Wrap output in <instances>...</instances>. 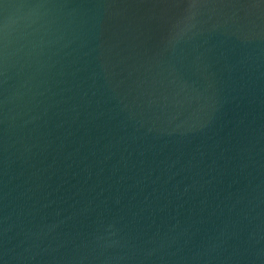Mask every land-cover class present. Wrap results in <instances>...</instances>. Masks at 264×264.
Listing matches in <instances>:
<instances>
[{"label":"water","instance_id":"obj_1","mask_svg":"<svg viewBox=\"0 0 264 264\" xmlns=\"http://www.w3.org/2000/svg\"><path fill=\"white\" fill-rule=\"evenodd\" d=\"M0 264H264V0H0Z\"/></svg>","mask_w":264,"mask_h":264}]
</instances>
